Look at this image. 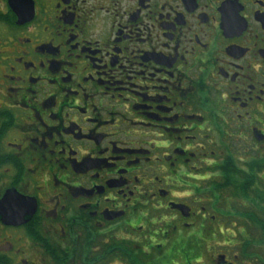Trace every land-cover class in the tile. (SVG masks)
Instances as JSON below:
<instances>
[{
    "label": "flooded vegetation",
    "instance_id": "flooded-vegetation-1",
    "mask_svg": "<svg viewBox=\"0 0 264 264\" xmlns=\"http://www.w3.org/2000/svg\"><path fill=\"white\" fill-rule=\"evenodd\" d=\"M0 264H264V0H0Z\"/></svg>",
    "mask_w": 264,
    "mask_h": 264
}]
</instances>
